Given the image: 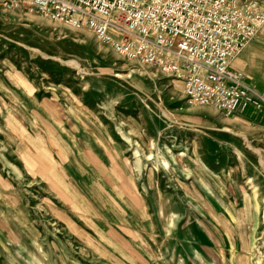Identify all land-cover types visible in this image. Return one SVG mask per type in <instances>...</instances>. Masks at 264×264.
I'll use <instances>...</instances> for the list:
<instances>
[{"label":"rangeland","instance_id":"obj_1","mask_svg":"<svg viewBox=\"0 0 264 264\" xmlns=\"http://www.w3.org/2000/svg\"><path fill=\"white\" fill-rule=\"evenodd\" d=\"M183 87L0 0V264H264V114Z\"/></svg>","mask_w":264,"mask_h":264},{"label":"built area","instance_id":"obj_2","mask_svg":"<svg viewBox=\"0 0 264 264\" xmlns=\"http://www.w3.org/2000/svg\"><path fill=\"white\" fill-rule=\"evenodd\" d=\"M56 22L88 28L121 55L184 84L191 105L264 114V85L232 67L264 26V0H6Z\"/></svg>","mask_w":264,"mask_h":264},{"label":"crops","instance_id":"obj_3","mask_svg":"<svg viewBox=\"0 0 264 264\" xmlns=\"http://www.w3.org/2000/svg\"><path fill=\"white\" fill-rule=\"evenodd\" d=\"M250 48H252V50L254 49L253 46H251ZM247 51H248V50H247ZM245 52H246V51H245ZM242 56H243L244 59H246V61H248L247 58L250 56V54H248V53H244ZM251 56H252V54H251ZM238 57H239V56H238ZM250 58H251V57H250ZM238 61H239V59H238ZM232 67H233V66H232ZM233 68H234V67H233ZM235 69L244 72V73L246 74V76H247L248 81L251 83V81H250V79H249V76H248V74H247L245 71H243V70L240 69V68H235Z\"/></svg>","mask_w":264,"mask_h":264},{"label":"bare ground","instance_id":"obj_4","mask_svg":"<svg viewBox=\"0 0 264 264\" xmlns=\"http://www.w3.org/2000/svg\"><path fill=\"white\" fill-rule=\"evenodd\" d=\"M255 48H256V47H255ZM238 59H239V61H238ZM236 60H237V62L239 63V62H242V61L244 62L246 59H244L243 56L240 55L239 57H237ZM160 213L164 215V210H163V204H162V203H161V206H160Z\"/></svg>","mask_w":264,"mask_h":264}]
</instances>
